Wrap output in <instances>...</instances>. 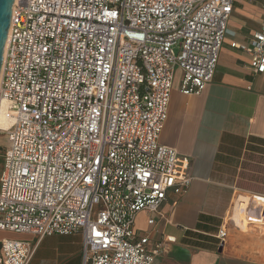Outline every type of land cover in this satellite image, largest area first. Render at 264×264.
I'll list each match as a JSON object with an SVG mask.
<instances>
[{"label":"built area","instance_id":"obj_1","mask_svg":"<svg viewBox=\"0 0 264 264\" xmlns=\"http://www.w3.org/2000/svg\"><path fill=\"white\" fill-rule=\"evenodd\" d=\"M235 1L15 0L0 73L12 119L0 231L81 233L83 264H154L162 246L136 216L159 214L192 181L189 161L160 141L176 70L183 94L203 92ZM231 46L264 73V19ZM37 246L3 238L0 264H30Z\"/></svg>","mask_w":264,"mask_h":264},{"label":"crops","instance_id":"obj_2","mask_svg":"<svg viewBox=\"0 0 264 264\" xmlns=\"http://www.w3.org/2000/svg\"><path fill=\"white\" fill-rule=\"evenodd\" d=\"M263 19L264 0L235 1L214 78L200 94H183L176 70L160 141L189 161L192 181L181 194L169 191L159 214L136 216L144 213L145 225L135 219V230L162 246L154 264H264V73L231 46ZM18 235L38 243L30 264H83L80 234Z\"/></svg>","mask_w":264,"mask_h":264},{"label":"water","instance_id":"obj_3","mask_svg":"<svg viewBox=\"0 0 264 264\" xmlns=\"http://www.w3.org/2000/svg\"><path fill=\"white\" fill-rule=\"evenodd\" d=\"M15 0H0V73Z\"/></svg>","mask_w":264,"mask_h":264},{"label":"rangeland","instance_id":"obj_4","mask_svg":"<svg viewBox=\"0 0 264 264\" xmlns=\"http://www.w3.org/2000/svg\"><path fill=\"white\" fill-rule=\"evenodd\" d=\"M227 34H230L229 30H228ZM5 138H6V132H5V130L0 128V174H1L2 169H3V157H2V155L4 152ZM259 167H262V166H259ZM144 217H145L144 213H141L138 215V217L136 219V226L138 228H142L145 225V220H144L145 218ZM78 234H80L79 235L80 237L82 236L81 233H78ZM20 236L21 235H18L17 233H13V232H9V231H0V241L3 238H21Z\"/></svg>","mask_w":264,"mask_h":264},{"label":"bare ground","instance_id":"obj_5","mask_svg":"<svg viewBox=\"0 0 264 264\" xmlns=\"http://www.w3.org/2000/svg\"><path fill=\"white\" fill-rule=\"evenodd\" d=\"M8 105H9V103H8V100L7 99H2L0 101V128L3 129V130H6L7 128H9V126L12 123V119L7 115Z\"/></svg>","mask_w":264,"mask_h":264}]
</instances>
